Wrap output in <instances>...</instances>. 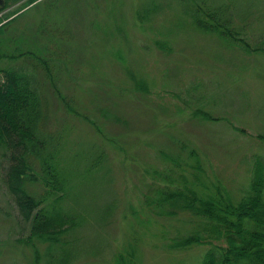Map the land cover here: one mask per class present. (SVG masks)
<instances>
[{
	"label": "rangeland",
	"instance_id": "obj_1",
	"mask_svg": "<svg viewBox=\"0 0 264 264\" xmlns=\"http://www.w3.org/2000/svg\"><path fill=\"white\" fill-rule=\"evenodd\" d=\"M0 8V53H32L0 56V70L34 75L39 127L73 175L63 209L82 215L60 243L29 238L30 221L2 181L0 145V264H119L120 255L200 264L208 248L226 246L224 238L176 246L204 234L207 219L158 195L187 187L236 203L264 175V0H0ZM203 12L239 41L197 28ZM28 160L36 176L24 188L39 196L41 170Z\"/></svg>",
	"mask_w": 264,
	"mask_h": 264
},
{
	"label": "trees",
	"instance_id": "obj_2",
	"mask_svg": "<svg viewBox=\"0 0 264 264\" xmlns=\"http://www.w3.org/2000/svg\"><path fill=\"white\" fill-rule=\"evenodd\" d=\"M212 14L216 16L215 11ZM212 14L203 12V17L196 23L197 28L217 30L220 35H229L233 42L238 40L226 27L219 28V22L215 23ZM23 55L31 56L32 53H0V56L10 59ZM37 58L39 60L40 57ZM40 63L45 64V60L40 58ZM0 72V145L4 149L3 157L8 160L2 181L22 217L30 221L28 237L46 240L50 244L60 243L62 235L78 227L82 218L75 211L64 210L62 205L73 188L70 184L73 178L71 169L59 154L60 145L49 140L48 148L39 127L43 116L42 98L34 75L20 66H6ZM259 135L264 141V134ZM29 157L36 160L41 170V177L37 179H41L45 191L39 196H32L24 188L25 180L34 181L36 176ZM263 179L264 175L258 174L251 181L247 194L236 203L221 193L214 198H203L187 187L159 193L158 200L166 202L165 205L181 201V209L207 219L202 229L204 234H190L175 245L183 247L224 238L226 246L208 248L200 264H264ZM56 260L64 262L66 257L60 255ZM117 262L130 264L122 255Z\"/></svg>",
	"mask_w": 264,
	"mask_h": 264
}]
</instances>
